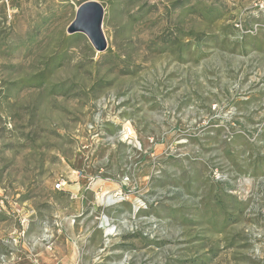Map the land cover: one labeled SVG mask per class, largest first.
<instances>
[{"label":"rangeland","instance_id":"374dc122","mask_svg":"<svg viewBox=\"0 0 264 264\" xmlns=\"http://www.w3.org/2000/svg\"><path fill=\"white\" fill-rule=\"evenodd\" d=\"M84 1L0 0V264H264L262 0Z\"/></svg>","mask_w":264,"mask_h":264},{"label":"water","instance_id":"95a60500","mask_svg":"<svg viewBox=\"0 0 264 264\" xmlns=\"http://www.w3.org/2000/svg\"><path fill=\"white\" fill-rule=\"evenodd\" d=\"M104 8L94 0L81 3L77 9L74 20L67 28L69 34L83 33L87 36L94 49L103 52L107 42L102 30Z\"/></svg>","mask_w":264,"mask_h":264},{"label":"built area","instance_id":"2783aa9c","mask_svg":"<svg viewBox=\"0 0 264 264\" xmlns=\"http://www.w3.org/2000/svg\"><path fill=\"white\" fill-rule=\"evenodd\" d=\"M260 6L261 7H264V0H262L261 2H260ZM63 184H64V181H58V182H56L55 183V185H54V188L55 189H61V188H63Z\"/></svg>","mask_w":264,"mask_h":264}]
</instances>
